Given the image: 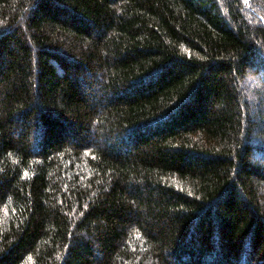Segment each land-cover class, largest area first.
Wrapping results in <instances>:
<instances>
[{"label": "trees", "instance_id": "1", "mask_svg": "<svg viewBox=\"0 0 264 264\" xmlns=\"http://www.w3.org/2000/svg\"><path fill=\"white\" fill-rule=\"evenodd\" d=\"M0 264H264V0H0Z\"/></svg>", "mask_w": 264, "mask_h": 264}]
</instances>
